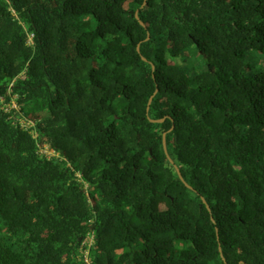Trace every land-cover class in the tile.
<instances>
[{
	"label": "trees",
	"instance_id": "16d2710c",
	"mask_svg": "<svg viewBox=\"0 0 264 264\" xmlns=\"http://www.w3.org/2000/svg\"><path fill=\"white\" fill-rule=\"evenodd\" d=\"M0 264H264V0H0Z\"/></svg>",
	"mask_w": 264,
	"mask_h": 264
},
{
	"label": "water",
	"instance_id": "95a60500",
	"mask_svg": "<svg viewBox=\"0 0 264 264\" xmlns=\"http://www.w3.org/2000/svg\"><path fill=\"white\" fill-rule=\"evenodd\" d=\"M136 17H137V19L140 20L139 15H138V11L136 12ZM140 22H141V24H144V22H143L142 20H140ZM138 51H140V47H139V46H138ZM144 59H146V58H144ZM153 97H154V95L151 96V98H150L149 105H148V109L150 108V105H151V102H152V100H153ZM153 121H163V119H161V120H153ZM164 148H165V152H166L167 157L169 158L170 162H171L172 164L175 165V168H176V170H177V172H178L179 177L181 178V180H182V181H183L188 187L191 188V186L185 181V179H184V177H183V175H182V173H181L179 167L174 163L173 159L171 158V156H170V154H169V152H168L167 144H166V133L164 134ZM203 201H204V203L207 205V208H208L209 210H211L210 206L208 205L207 201H206L204 198H203ZM220 251H221V256H222L223 260L226 261L225 257H224L223 254H222V248H221V246H220Z\"/></svg>",
	"mask_w": 264,
	"mask_h": 264
},
{
	"label": "built area",
	"instance_id": "2783aa9c",
	"mask_svg": "<svg viewBox=\"0 0 264 264\" xmlns=\"http://www.w3.org/2000/svg\"><path fill=\"white\" fill-rule=\"evenodd\" d=\"M46 150H48V149H46ZM49 155H54V152H50ZM93 240H94V236L93 235H89L83 241V245L86 247V249L84 250L86 263H90L89 259H88V248L92 245Z\"/></svg>",
	"mask_w": 264,
	"mask_h": 264
},
{
	"label": "rangeland",
	"instance_id": "374dc122",
	"mask_svg": "<svg viewBox=\"0 0 264 264\" xmlns=\"http://www.w3.org/2000/svg\"><path fill=\"white\" fill-rule=\"evenodd\" d=\"M44 152H46V153L50 154V152H51V151H49V150H44Z\"/></svg>",
	"mask_w": 264,
	"mask_h": 264
}]
</instances>
